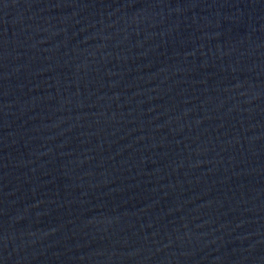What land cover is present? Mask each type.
Wrapping results in <instances>:
<instances>
[{
    "label": "water",
    "instance_id": "1",
    "mask_svg": "<svg viewBox=\"0 0 264 264\" xmlns=\"http://www.w3.org/2000/svg\"><path fill=\"white\" fill-rule=\"evenodd\" d=\"M0 264H264V0H0Z\"/></svg>",
    "mask_w": 264,
    "mask_h": 264
}]
</instances>
